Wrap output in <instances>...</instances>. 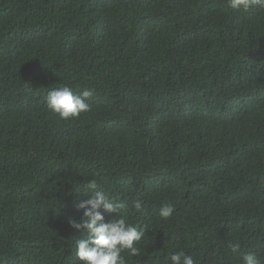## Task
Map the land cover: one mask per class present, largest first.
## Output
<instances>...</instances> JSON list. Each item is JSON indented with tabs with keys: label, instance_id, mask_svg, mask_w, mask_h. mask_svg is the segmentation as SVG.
Listing matches in <instances>:
<instances>
[{
	"label": "trees",
	"instance_id": "obj_1",
	"mask_svg": "<svg viewBox=\"0 0 264 264\" xmlns=\"http://www.w3.org/2000/svg\"><path fill=\"white\" fill-rule=\"evenodd\" d=\"M61 86L90 111L59 119ZM92 180L145 231L127 264H241L234 242L264 264V8L0 0V264H81Z\"/></svg>",
	"mask_w": 264,
	"mask_h": 264
},
{
	"label": "clouds",
	"instance_id": "obj_2",
	"mask_svg": "<svg viewBox=\"0 0 264 264\" xmlns=\"http://www.w3.org/2000/svg\"><path fill=\"white\" fill-rule=\"evenodd\" d=\"M233 9L249 10L252 6L264 8V0H228ZM94 89L86 88L75 93L68 86H61L50 90L45 97L46 107L67 121L78 118L81 113L90 111L88 100L93 96ZM96 181H89L86 185L91 198L80 202L77 207L83 210L79 220L69 218L70 227L87 234V239L75 241L76 257L81 264H127L123 253L136 257L140 254L138 243L145 235L143 228L137 229L128 223L129 205L116 201L104 192L96 190ZM132 207L136 211L143 209V201L137 199ZM172 204H163L158 212L159 217L169 218L174 212ZM105 214L110 218L106 221ZM112 214H115L112 216ZM230 251L241 258V264H262V260L253 252L242 253L239 242L229 245ZM171 264H195L192 256L183 250L170 256Z\"/></svg>",
	"mask_w": 264,
	"mask_h": 264
}]
</instances>
